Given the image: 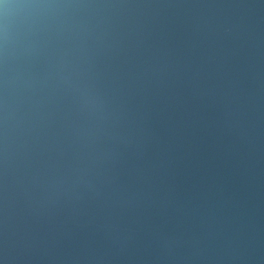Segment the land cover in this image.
<instances>
[{"label":"water","instance_id":"obj_1","mask_svg":"<svg viewBox=\"0 0 264 264\" xmlns=\"http://www.w3.org/2000/svg\"><path fill=\"white\" fill-rule=\"evenodd\" d=\"M0 264H264V0H0Z\"/></svg>","mask_w":264,"mask_h":264}]
</instances>
